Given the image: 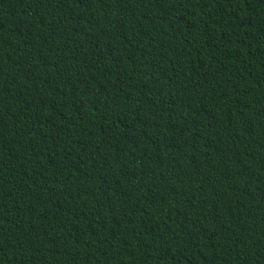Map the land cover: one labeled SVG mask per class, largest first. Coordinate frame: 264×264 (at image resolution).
Wrapping results in <instances>:
<instances>
[{
  "label": "trees",
  "instance_id": "16d2710c",
  "mask_svg": "<svg viewBox=\"0 0 264 264\" xmlns=\"http://www.w3.org/2000/svg\"><path fill=\"white\" fill-rule=\"evenodd\" d=\"M0 264H264V0H0Z\"/></svg>",
  "mask_w": 264,
  "mask_h": 264
}]
</instances>
